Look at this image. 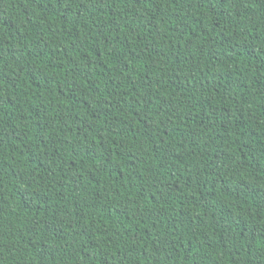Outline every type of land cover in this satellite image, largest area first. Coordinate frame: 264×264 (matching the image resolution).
I'll return each mask as SVG.
<instances>
[{
  "label": "trees",
  "instance_id": "1",
  "mask_svg": "<svg viewBox=\"0 0 264 264\" xmlns=\"http://www.w3.org/2000/svg\"><path fill=\"white\" fill-rule=\"evenodd\" d=\"M0 264H264V0H0Z\"/></svg>",
  "mask_w": 264,
  "mask_h": 264
}]
</instances>
